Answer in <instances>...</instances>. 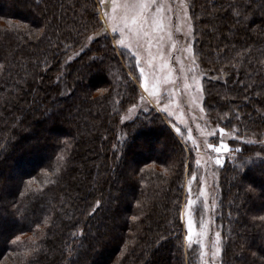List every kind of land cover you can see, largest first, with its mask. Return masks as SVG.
I'll use <instances>...</instances> for the list:
<instances>
[{
    "label": "trees",
    "instance_id": "16d2710c",
    "mask_svg": "<svg viewBox=\"0 0 264 264\" xmlns=\"http://www.w3.org/2000/svg\"><path fill=\"white\" fill-rule=\"evenodd\" d=\"M188 2L203 113L263 140L264 0ZM101 26L96 0H0V264H193L192 152L153 107L120 126L133 55L97 38L73 57ZM220 189L219 263L264 264V144H242Z\"/></svg>",
    "mask_w": 264,
    "mask_h": 264
},
{
    "label": "rangeland",
    "instance_id": "374dc122",
    "mask_svg": "<svg viewBox=\"0 0 264 264\" xmlns=\"http://www.w3.org/2000/svg\"><path fill=\"white\" fill-rule=\"evenodd\" d=\"M96 1L102 26L89 35L73 57L89 48L97 38L109 39L119 54L133 55L141 77L139 95L124 109L118 107L119 124L128 123L153 107L163 113L174 132L192 152V168L191 172L187 171L184 182L181 212L186 252L193 264H220L222 237L218 219L221 169L226 162L238 159L242 144H264V139L258 141L253 137L239 136L236 130L211 122L203 113L201 85L206 74L200 70L194 53V28L188 0H157L161 12L156 13L155 6L150 9L152 15L145 28L149 35L144 37L141 34L138 39L134 35L129 36L124 45L116 43L120 38L119 31L112 32L104 15L119 17L122 10L117 7L114 13L111 0H105L109 3L108 8L100 0ZM121 2L116 0L117 5ZM152 16L159 23H153ZM220 128L225 129L223 134ZM221 135L228 150L221 149L218 153ZM209 144L213 147L209 148ZM217 158L220 164L216 163Z\"/></svg>",
    "mask_w": 264,
    "mask_h": 264
},
{
    "label": "snow or ice",
    "instance_id": "6c2138e0",
    "mask_svg": "<svg viewBox=\"0 0 264 264\" xmlns=\"http://www.w3.org/2000/svg\"><path fill=\"white\" fill-rule=\"evenodd\" d=\"M100 3L105 8L109 7V3H106L105 0H100ZM153 6H155L156 13L161 12V6L157 3V0H122L119 5H117L116 0H111V7L114 13L117 7L122 10V15L119 17L116 15L108 16L107 13L104 14L110 22L112 32L116 33L119 31L120 38L116 40L117 44L124 45L125 39L129 36L134 35L138 39L141 34L144 37L149 35L145 28L148 26L149 18L152 15L150 9ZM241 15H243V13H241ZM152 21L153 23H159V21L155 19V16H152ZM97 35H100V33H97ZM141 72H143V69H141ZM177 131H179V128H177ZM219 131L223 134L225 129L220 128ZM219 139L220 147L217 148V152L219 153L221 149L227 151L228 145L223 143V135H221ZM208 147L212 148L213 145L209 144ZM216 163L220 164L219 158L216 159ZM189 203L191 204V201H189Z\"/></svg>",
    "mask_w": 264,
    "mask_h": 264
}]
</instances>
